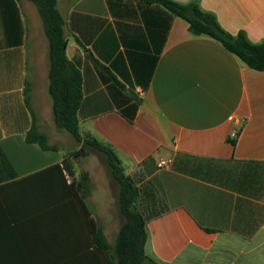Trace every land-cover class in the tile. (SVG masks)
I'll list each match as a JSON object with an SVG mask.
<instances>
[{
    "label": "crops",
    "instance_id": "obj_1",
    "mask_svg": "<svg viewBox=\"0 0 264 264\" xmlns=\"http://www.w3.org/2000/svg\"><path fill=\"white\" fill-rule=\"evenodd\" d=\"M199 4L227 33L264 41V0ZM57 8L66 57L82 75L80 135L110 148L138 190L146 256L264 264V72L157 4ZM48 66L35 6L0 0V264H113L93 233L114 244L118 185L103 154L69 158L80 146L54 125ZM33 123L55 151L26 142Z\"/></svg>",
    "mask_w": 264,
    "mask_h": 264
},
{
    "label": "trees",
    "instance_id": "obj_2",
    "mask_svg": "<svg viewBox=\"0 0 264 264\" xmlns=\"http://www.w3.org/2000/svg\"><path fill=\"white\" fill-rule=\"evenodd\" d=\"M16 7L19 0H10ZM32 3L42 23L44 35L48 42V93L52 100L53 122L58 130L71 135L80 148L69 155V158L85 157L89 150L104 155L111 179L118 185V215L123 222L118 230L114 244L108 245L101 230L93 233V241L99 249L109 250L113 264H159L148 258L144 252L146 242L145 220L135 209L138 190L132 180L124 174L120 159L108 147L102 146L90 137H82L79 132L78 110L82 101V75L80 70L66 57V37L64 19L57 8V0H26ZM157 4L168 12L184 20L188 31L193 36H207L236 56L248 68L264 72V41L251 42L244 31L236 35L227 33L218 23L214 14L200 8L199 0L178 3L172 0H143ZM25 104L30 109L28 91H25ZM25 140L37 144L44 151H55L48 145L46 135L40 133L33 123L26 133ZM233 146L235 140L229 141ZM67 169L66 162L63 164ZM68 171V169H67ZM70 174V172L68 171ZM84 182L87 175L83 174ZM84 188L81 183L76 186ZM85 190V189H84Z\"/></svg>",
    "mask_w": 264,
    "mask_h": 264
},
{
    "label": "built area",
    "instance_id": "obj_3",
    "mask_svg": "<svg viewBox=\"0 0 264 264\" xmlns=\"http://www.w3.org/2000/svg\"><path fill=\"white\" fill-rule=\"evenodd\" d=\"M236 135L233 134L232 137H235ZM168 166V161H160L158 164H157V168L158 169H164Z\"/></svg>",
    "mask_w": 264,
    "mask_h": 264
},
{
    "label": "rangeland",
    "instance_id": "obj_4",
    "mask_svg": "<svg viewBox=\"0 0 264 264\" xmlns=\"http://www.w3.org/2000/svg\"><path fill=\"white\" fill-rule=\"evenodd\" d=\"M70 139H72V144H75V141L73 140V138H70ZM65 143V145H66V142H64ZM68 146H69V144H67ZM117 206H116V209H118V203L116 204ZM121 220H122V222H123V219L121 218Z\"/></svg>",
    "mask_w": 264,
    "mask_h": 264
}]
</instances>
